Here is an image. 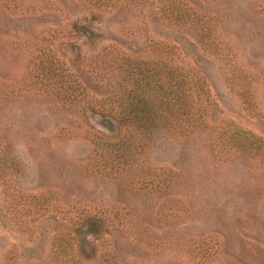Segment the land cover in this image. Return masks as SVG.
Returning <instances> with one entry per match:
<instances>
[{
	"label": "rangeland",
	"instance_id": "rangeland-1",
	"mask_svg": "<svg viewBox=\"0 0 264 264\" xmlns=\"http://www.w3.org/2000/svg\"><path fill=\"white\" fill-rule=\"evenodd\" d=\"M144 59L203 81L154 144L113 110ZM0 264H264V0H0Z\"/></svg>",
	"mask_w": 264,
	"mask_h": 264
},
{
	"label": "trees",
	"instance_id": "trees-1",
	"mask_svg": "<svg viewBox=\"0 0 264 264\" xmlns=\"http://www.w3.org/2000/svg\"><path fill=\"white\" fill-rule=\"evenodd\" d=\"M170 16L169 13V20ZM141 62L143 66L138 65L136 69L139 71L134 70L128 81L130 91H122L113 107V110L120 113L118 121L121 125L137 131L143 139L151 140L153 144L154 137L157 138L159 132L185 133V130L194 127L204 114L200 106L204 92L200 87L203 82L201 77L191 69L187 70L175 64L172 59L159 63L150 59ZM74 81H77L76 78ZM110 117L114 119L112 115ZM251 139L253 135L249 132L233 128L227 141L232 142L231 148H235L238 156L252 158L254 155L258 156L260 152L253 148L251 143L249 145ZM1 157L4 158L5 165L13 170V157L10 155ZM73 241V237L69 236L67 243L69 248L65 250L66 252L75 251ZM79 252L85 256L83 247Z\"/></svg>",
	"mask_w": 264,
	"mask_h": 264
}]
</instances>
